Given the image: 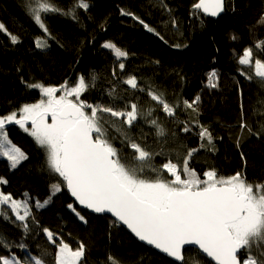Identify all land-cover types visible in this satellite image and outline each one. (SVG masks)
I'll use <instances>...</instances> for the list:
<instances>
[{
  "label": "trees",
  "instance_id": "1",
  "mask_svg": "<svg viewBox=\"0 0 264 264\" xmlns=\"http://www.w3.org/2000/svg\"><path fill=\"white\" fill-rule=\"evenodd\" d=\"M85 2L87 10L75 7L76 19L59 13L42 14L48 29L44 33L30 15L29 0H0V24L4 25L0 30V116L12 111L20 114L23 105L42 99L40 90L29 84L59 87L67 81L71 86L83 76L89 87L81 101L120 109L137 104L138 118L131 129L121 118L98 113L104 117L107 135L121 151L122 159L131 160L134 152L122 135L125 133L146 150L163 151L152 160L156 166L168 158L176 163L188 149H198L189 166L202 179L204 172L214 169L218 176L241 172L253 184L264 183V82L241 75L242 65L237 59L247 47L264 40V23H260L264 0H226L224 16L214 21L194 10L198 0H164L170 14L158 0ZM54 3L68 11L79 0ZM121 9L135 14L155 31L149 32L132 16L122 15ZM169 15L175 18V27L168 22ZM12 36L17 37V43L11 42ZM37 39L45 40L48 46L37 48ZM105 42L114 43L129 55L118 60L111 49L102 46ZM257 57L264 61V52L253 48V60ZM120 62L124 69L119 68ZM213 70L217 73L215 88L208 86ZM130 76H135L145 91L124 83ZM149 90L174 106L176 115L167 116L151 100ZM197 97L196 111L184 105V101L193 103ZM150 109L152 116L146 120L144 114ZM154 117L166 136L156 135L149 123ZM241 122L247 125L243 130ZM185 125L189 132L182 131ZM201 125L210 131L211 145L206 138L200 139ZM6 129L12 144L28 158L13 168L8 159L0 157V181H7L0 183V191L17 201L27 199L31 215L25 221L29 225L26 231L21 227L25 222L18 221L11 208L1 206L0 237L9 247H0V256L43 254L47 264H53L57 245L48 241L43 232L47 228L57 244L62 240L73 250L81 243L85 245L81 264H110V256L120 264H177L135 241L110 217L79 210L62 178L47 167L45 150L18 125ZM57 182L61 191L52 195L51 186ZM45 200L46 206L35 207L36 201ZM70 204L87 223L76 216ZM20 243L26 248L21 249ZM184 255L183 264H212L196 249H188Z\"/></svg>",
  "mask_w": 264,
  "mask_h": 264
},
{
  "label": "snow or ice",
  "instance_id": "2",
  "mask_svg": "<svg viewBox=\"0 0 264 264\" xmlns=\"http://www.w3.org/2000/svg\"><path fill=\"white\" fill-rule=\"evenodd\" d=\"M158 2L171 13L164 0ZM28 7L34 22L44 33H48L42 14L59 13L76 19L75 7L87 10L88 4L85 0H79L78 4L64 11L54 0H29ZM193 8L214 17L224 10V0H198ZM121 14L132 16L149 32L155 31L135 14L123 9ZM168 22L175 27L176 20L171 15ZM260 23H264V17H261ZM3 29L4 25L0 24V30ZM233 39L236 37L233 36ZM11 42L17 43V37L12 36ZM47 46L46 41L36 40L37 48ZM102 46L111 49L118 60L129 55L114 43L105 42ZM253 48L264 52V40L247 47L237 58L238 64L253 67L255 77L264 82V61L258 57L253 60ZM119 68L124 69L123 62L119 63ZM241 75H245V72L241 71ZM246 78L252 79V76L247 75ZM216 80L217 73L213 70L209 73L208 86L217 87ZM124 83L131 89L145 91L139 87L135 76H130ZM28 87L39 89L44 98L36 103L23 105L19 117L16 111L0 116V156L7 157L13 168L28 158L8 138L6 126L15 124L45 150L47 167L62 178L67 190L80 205L94 213H110L115 217L114 222L126 225L140 241L154 246L177 261H184L185 246L192 245L197 246L196 251L202 256L206 254L205 258H211L215 264H264V183L253 184L241 172L227 177L218 176L214 169L204 172L205 178L201 179L189 166V160L198 149H188L185 157L182 160L178 158L176 163L168 158L167 162L156 166L152 160L156 155H163V151L146 150L125 133L122 135L134 152L131 160L127 157L122 159L121 151L107 135L104 117L98 113H109L111 117L121 118L128 129H131L138 118L136 103L120 109L81 101L80 96L89 87L83 76L71 86L66 81L59 87L41 83L29 84ZM58 92L61 95L58 96ZM147 94L161 106L167 116L176 115L175 107L169 105L161 95L151 90ZM198 102L199 97L193 103L184 101V105L196 111L194 104ZM86 109H90V112ZM152 111L150 109L144 114L146 120L152 116ZM149 123L155 128L157 136H166L158 118H152ZM199 127L200 139L203 141L206 138L211 145L213 137L210 131L202 125ZM240 127L243 130L247 125L241 122ZM182 131L189 132L190 128L185 125ZM248 131L251 133L252 129L248 127ZM203 146L202 144L201 147ZM145 169L148 171L145 172ZM51 187L52 195L61 191L59 182ZM47 203L48 200L43 203L36 201L35 207H44ZM0 205H10L16 219L21 222L27 221L31 215L27 202L14 200L11 195L2 192ZM69 208H72L81 221L87 223L85 217L71 204ZM0 215L4 213L0 211ZM32 222H35L34 216ZM21 227L27 231L29 225L25 222ZM43 232L48 241L57 245L53 264H81L85 257L84 244H79L73 250L62 240L57 244L54 233L47 228ZM18 246L26 248L23 243ZM0 247H9L2 237ZM108 260L110 264H120L111 256ZM0 262L21 264V260L15 256H0ZM24 264L47 262L43 254H40L24 260Z\"/></svg>",
  "mask_w": 264,
  "mask_h": 264
},
{
  "label": "water",
  "instance_id": "3",
  "mask_svg": "<svg viewBox=\"0 0 264 264\" xmlns=\"http://www.w3.org/2000/svg\"><path fill=\"white\" fill-rule=\"evenodd\" d=\"M226 4H227V2H226V0H224V10H223L222 12H220L219 15L214 16V17H213V16L206 15V14H204V13H203L202 11H200V10H198V11H199L202 15H204L205 17H207V18H209V19H212V20L214 21V20H218L219 18H221L222 16H224V14H225L224 12H225V9H226ZM12 125H15V124H12ZM7 126H10V125H7ZM7 126H6V127H7ZM65 189L67 190L66 185H65ZM67 191H68V190H67ZM68 193H69V195H70V197H71V200L74 201L75 205L79 208V210H81V211H87L89 214L94 215V216H95V215L102 216V217L108 216V217H110L112 220L115 221V217H113L110 213H94V212H92L90 209H86V208H84L82 205L79 204L78 201L75 200V198L71 195V193H70L69 191H68ZM117 223H118V222H117ZM118 225L121 226L124 230L128 231V232L131 234V236L135 239V241L141 243L143 246L147 247L148 249L151 248L152 250L156 251L158 254H161L162 256H164L165 258H167L168 260H170V261L172 260V261H174V262L177 263V264H183V263L185 262V259H184V261H177V260H175L174 257H170V256H168L166 253L161 252L159 249H156L154 246L148 245V244H146V242L140 241V240L135 236V234L132 233L131 230L127 228L126 225H123L122 223H118ZM196 247H197V246L186 245V246H185V250H184V254H185V251H186V250H188V249H196ZM184 256H185V255H184ZM203 256L206 257V254H204ZM206 259H208L212 264H215L214 261H211V258H206Z\"/></svg>",
  "mask_w": 264,
  "mask_h": 264
},
{
  "label": "rangeland",
  "instance_id": "4",
  "mask_svg": "<svg viewBox=\"0 0 264 264\" xmlns=\"http://www.w3.org/2000/svg\"><path fill=\"white\" fill-rule=\"evenodd\" d=\"M45 41V40H44ZM242 71H244L245 72V74L246 75H251L252 77H254V78H258V77H255V75H254V68L253 67H250V66H243L242 65ZM40 94L42 95V93L40 92ZM57 95L59 96V95H61V93L60 94H58L57 93ZM42 98H44L43 96H42ZM73 99H75V98H73ZM18 115V117H19V115L20 114H17ZM49 123H51V118L49 117ZM28 127L30 128L31 127V125L29 124L28 125ZM7 130V129H6ZM24 131V130H23ZM25 132V131H24ZM25 133H27V132H25ZM33 138V137H32ZM0 157H2V158H4V159H7V157H4V156H0ZM23 161V160H22ZM21 161V162H22ZM11 162V161H10ZM20 162V163H21ZM19 163V164H20ZM18 164V165H19ZM18 165L15 167V168H17L18 167ZM200 176V175H199ZM204 177V176H203ZM200 178H201V176H200ZM205 178V177H204ZM203 178V179H204ZM202 179V178H201ZM1 192V191H0ZM18 201H22V202H27V204H28V206H29V209H30V203H28V200L27 199H24V198H22V199H19ZM1 206H7L8 208H11L10 207V205H0V208H1ZM14 213V212H13ZM15 214V213H14ZM21 214H23V209H21ZM19 221V220H18ZM12 256H15L14 254H11V256H7V257H9V258H11ZM16 257V256H15ZM17 259H20L21 260V264H24V260H28V259H30L31 257H29V256H27V255H25L24 257H22V258H19V257H16Z\"/></svg>",
  "mask_w": 264,
  "mask_h": 264
}]
</instances>
